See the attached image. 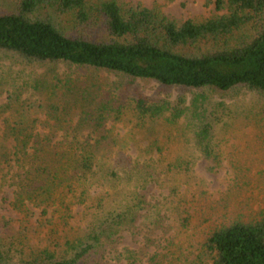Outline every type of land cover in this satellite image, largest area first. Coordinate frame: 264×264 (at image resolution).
Returning <instances> with one entry per match:
<instances>
[{"label":"rangeland","instance_id":"1","mask_svg":"<svg viewBox=\"0 0 264 264\" xmlns=\"http://www.w3.org/2000/svg\"><path fill=\"white\" fill-rule=\"evenodd\" d=\"M86 1L141 6L179 25L227 14L215 0ZM143 99L172 108L143 119L135 109ZM103 103L123 107L122 115L111 112L96 135L91 123L73 130ZM177 107L185 113L173 120ZM204 115L214 129L208 138L199 136ZM32 126L52 145L101 141L94 152L103 168L88 185L73 180L71 190L55 187L45 203L31 200L32 175L20 169L15 147ZM124 160L130 166L118 165ZM126 210L128 221L109 230ZM263 217L264 98L168 89L68 65L26 67L0 53V257L10 264L74 261L85 249L77 264H211L204 245L212 233Z\"/></svg>","mask_w":264,"mask_h":264},{"label":"trees","instance_id":"2","mask_svg":"<svg viewBox=\"0 0 264 264\" xmlns=\"http://www.w3.org/2000/svg\"><path fill=\"white\" fill-rule=\"evenodd\" d=\"M214 4L227 14L179 25L158 11L141 6L124 10L115 1L90 6L86 0H0V53L26 67L68 65L152 81L168 89L244 91L264 98V0H215ZM171 108L168 101L143 99L135 109L140 118L153 119ZM122 110L108 109L103 103L96 112L85 113L87 117L73 130L79 133L91 123L96 135L111 112L119 116ZM184 113L177 107L173 120ZM200 121L199 136L210 137L212 123L205 126L206 115ZM35 130L23 128L18 136L26 133L24 140L15 147L20 169L28 167L26 174L32 175L27 194L31 200L46 197L45 203L52 199L55 187L68 184L71 190L73 180L88 185L89 175L94 177L96 168H103L94 152L104 146L101 141L52 145ZM121 164L130 166L126 160ZM134 201L129 203L136 208ZM131 215L127 210L117 215L109 230L121 228ZM204 248L211 264H264V217L215 231ZM86 253L87 249L79 252L74 261L35 258L22 264H77ZM0 264L10 262L0 257Z\"/></svg>","mask_w":264,"mask_h":264}]
</instances>
